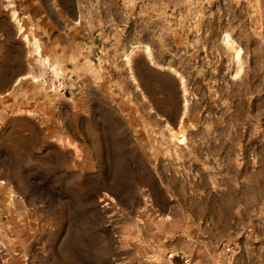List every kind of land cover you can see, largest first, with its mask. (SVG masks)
Segmentation results:
<instances>
[{"label":"rangeland","instance_id":"1","mask_svg":"<svg viewBox=\"0 0 264 264\" xmlns=\"http://www.w3.org/2000/svg\"><path fill=\"white\" fill-rule=\"evenodd\" d=\"M0 264H264V0H0Z\"/></svg>","mask_w":264,"mask_h":264},{"label":"bare ground","instance_id":"2","mask_svg":"<svg viewBox=\"0 0 264 264\" xmlns=\"http://www.w3.org/2000/svg\"><path fill=\"white\" fill-rule=\"evenodd\" d=\"M15 10L11 12V16L15 19ZM16 20V19H15ZM17 21V27L18 30L22 29V26L20 25L19 21ZM25 37V36H24ZM222 41L223 43L226 45V47L232 51V59L235 61L236 63V70L234 74H231L232 76H235L239 73V71L241 70V65L239 62V55H240V49L237 48L233 43V41H231L229 39V37L227 35H224L222 37ZM28 44V48H29V53L33 54V55H37V57H35L34 59V66H35V70L34 73L29 74V76L31 77V79L33 81H38V80H43L45 81L46 77L49 76V81L51 82V86L54 85L53 82H55L58 79L57 73L54 69V67L52 65H50L48 63V61L43 58L38 56L39 55V46H38V42L36 40V38H32L30 41L27 42ZM139 46H133L128 52L127 54H125L124 56V60L127 64V66L130 68V55L136 50L138 49ZM142 50H144V52L150 57V49L148 46H146V44L142 47ZM30 73V72H29ZM183 83V78L180 79ZM185 92V91H184ZM188 105V100L184 99L183 101V110L185 111ZM181 118V117H180ZM170 135L172 137V139L176 140L177 143H183V134L178 132L175 133L170 131Z\"/></svg>","mask_w":264,"mask_h":264},{"label":"crops","instance_id":"3","mask_svg":"<svg viewBox=\"0 0 264 264\" xmlns=\"http://www.w3.org/2000/svg\"><path fill=\"white\" fill-rule=\"evenodd\" d=\"M31 40V39H30ZM30 40H26V43L28 42V41H30ZM37 40V39H36ZM38 42V41H37ZM27 46H28V44H27ZM39 46V45H38ZM28 50H29V48H28ZM29 52V51H28ZM30 54V53H29ZM30 55H32V54H30ZM42 57V56H41ZM43 58H45V57H43ZM46 59V58H45ZM48 61V60H47ZM55 70H56V72H57V75H59L60 74V72L56 69V67H55ZM18 77V76H17Z\"/></svg>","mask_w":264,"mask_h":264}]
</instances>
